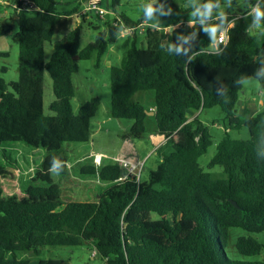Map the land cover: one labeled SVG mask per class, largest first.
<instances>
[{
  "label": "trees",
  "instance_id": "trees-1",
  "mask_svg": "<svg viewBox=\"0 0 264 264\" xmlns=\"http://www.w3.org/2000/svg\"><path fill=\"white\" fill-rule=\"evenodd\" d=\"M19 6L22 0H10ZM36 9L13 8L19 46V78L7 83L0 76V264H31L18 252L40 254L46 247L91 246L104 264H264V108L254 116L239 115L240 93L250 79L264 89V42L257 45L253 27L264 29V14H249L256 0H246L232 17L223 15L188 33L185 25L172 29L165 39L158 30L144 32L146 48L126 37L121 64L110 68L111 115L132 120L130 136L146 135L147 109L135 100L141 91L155 93L157 133L165 142L155 154L159 162L148 179L125 175L117 164L86 165L81 173L97 175L111 184L94 201L66 202L52 176L54 170L67 175L63 148L68 143H88L94 131L93 119L100 106L92 98L75 114L73 75L76 60L96 54L97 65L109 48L106 32L81 49L80 27L69 28L67 17L78 13L86 0H74L71 10H59L57 0H27ZM138 22L119 14L137 27L150 13L176 0H152ZM121 0H112L113 12ZM4 5L0 1V37L14 26L4 25ZM264 13V0L259 12ZM182 16L162 28L182 23ZM229 23V42L220 53L210 52L219 31ZM90 25L99 29V25ZM65 29L64 36L52 42ZM53 52L45 60V44ZM253 51V55L251 54ZM9 53L0 50V58ZM5 73L7 67L0 70ZM53 82L54 101L44 112L45 76ZM220 107L225 114L226 132L216 145L208 169L221 167L223 178H214L200 164V158L214 144L213 135L200 119L206 109ZM199 115L190 120V113ZM246 128L248 139H234L231 130ZM181 137L182 140H178ZM23 142L45 150L41 168L22 194L6 195L2 180L14 179L17 166L2 146ZM232 201L236 202V207ZM249 236L238 237L231 257L228 248L231 229ZM36 264H70L63 258H48Z\"/></svg>",
  "mask_w": 264,
  "mask_h": 264
},
{
  "label": "rangeland",
  "instance_id": "rangeland-1",
  "mask_svg": "<svg viewBox=\"0 0 264 264\" xmlns=\"http://www.w3.org/2000/svg\"><path fill=\"white\" fill-rule=\"evenodd\" d=\"M61 2L58 6L59 10H71L74 8V0H57ZM102 6L109 13L104 20L98 19L96 16L89 15L77 16V13L67 17L68 27H80L81 44L83 49L87 44L93 42L95 37L100 32H106L109 40V48L100 64L97 65L96 54L89 60H76L79 71L73 75L75 85V96L72 99V107L75 114H78L80 107L85 102L92 98L99 97L101 106L92 122L94 131L93 137L88 143H68L64 146V155L67 158L68 173L61 175L57 170L52 173L56 183L61 188V198L66 202H86L94 201L99 194L105 190L111 183L102 181L99 176L81 173V168L86 165H120L125 174L127 169L123 168L122 162L126 161L129 164L140 162L142 166L139 173V178L143 181L148 179L149 173L155 170L159 162L158 156L154 152V147L157 146L161 139V135L156 131V121L153 115H148L146 119V135L143 139H135L130 136V130L134 122L132 120H118L111 115V87H110V68L118 66L124 56L122 47L127 35H123L120 28L113 25L115 13L124 14L134 22H138L147 10L148 6L153 3L152 0H121L120 4L115 7L113 12L112 0H101ZM176 6H163L153 10L148 18L147 24H144L143 29H156L158 26H165L173 21L174 18L182 16V20L192 24H186L188 33L194 31V27H199L198 22H215L219 17L226 15L232 17L235 13L243 9L247 3L246 0H176ZM4 17L2 22L7 26L8 22L14 26L13 32L0 37V50L9 53L6 58H0V70L7 67L5 73L0 71V76L7 82L17 81L19 78V46L13 40V35L17 33L13 16L12 1L4 3ZM82 6V5H81ZM80 9L78 10V12ZM93 25H99V29H94ZM170 27H168L169 29ZM162 34V31H160ZM252 34L257 39V45L264 42V29L253 27ZM65 29L58 31L52 42L61 39L65 34ZM136 39L138 48H146L147 43L145 34L141 33V28L137 33L131 35ZM167 41V40H166ZM53 52L51 43L45 44V60L49 61ZM253 55V51H251ZM263 88L256 79H250L244 83V88L240 93V100H259L262 96ZM53 82L51 76L46 73L44 87V112L47 115H54L50 109V104L54 101ZM137 102L142 103L147 109H151L155 105V93L153 91H141L135 96ZM200 120L209 127L214 144L208 149V152L203 155L199 162L201 166L212 174L214 178H223V170L221 167L208 169L207 165L211 158L215 155L216 145L219 140L225 135L227 121L225 114L220 107L206 109L201 113ZM230 135L234 139H248L249 132L246 128L241 130H231ZM7 154H9L17 162L15 178L3 179L2 185L6 195L22 194L28 187L31 180L35 177L37 171L41 168V163L46 154L42 148L36 149L28 146L23 142L6 143L2 146ZM100 157V161L97 159ZM0 161L5 162L0 150ZM249 236L246 231L233 228L231 229V240L228 253L231 257L245 261L261 260L263 255L257 257L240 256L236 249L235 243L238 237ZM257 238L264 242L262 234L257 235ZM18 258L29 259L32 263L40 259L48 258H63L70 260V264H104L103 261L95 256L91 246L85 245L80 247H46L41 249L40 254L32 252H18Z\"/></svg>",
  "mask_w": 264,
  "mask_h": 264
},
{
  "label": "built area",
  "instance_id": "built-area-1",
  "mask_svg": "<svg viewBox=\"0 0 264 264\" xmlns=\"http://www.w3.org/2000/svg\"><path fill=\"white\" fill-rule=\"evenodd\" d=\"M2 4L4 3H8V0H0ZM23 5L19 6L18 4H14L12 3V7L15 9H25V10H34L36 9L35 6L30 3L27 0H22ZM261 0H256L255 4L251 7V10L249 11V14H253V15H257L259 12V4H260ZM111 12H108V10L102 6V1L101 0H86L85 2L82 3V6L80 8V11L77 13V16L80 15H89V17H93L96 16L98 19L100 20H104L106 15H108ZM113 25L115 27L120 28L121 32L123 35H127L131 36L134 35L135 33H137V30L139 29V27L141 28V33H144L146 31V29H143L142 27H144V24L141 23L140 25H138L137 27H131L128 26L124 20L121 18V16L117 13H115V17L113 19ZM199 24H204L205 21L204 20H200L198 22ZM186 24H192L188 21H182V23H179L173 27L168 28H162V27H158L154 30H158V31H162L164 34L165 39L167 40L170 37V33H171V29H174L176 27H179L181 25H185ZM232 26L231 23H229L227 26L223 27L217 37L214 39V42L212 43L210 52L212 53H220L228 44L229 42V28ZM97 161H100V157H98ZM122 166L123 168L127 169V174L124 175V177L122 179H127L130 176H132L133 178L136 177L137 180H139L140 176L139 173L141 171L142 166H136L134 164H129L128 162L124 161L122 162Z\"/></svg>",
  "mask_w": 264,
  "mask_h": 264
},
{
  "label": "crops",
  "instance_id": "crops-1",
  "mask_svg": "<svg viewBox=\"0 0 264 264\" xmlns=\"http://www.w3.org/2000/svg\"><path fill=\"white\" fill-rule=\"evenodd\" d=\"M148 20H145L143 22V24H147ZM263 93H264V89H263ZM264 108V95L259 99V100H254V101H250V100H240L239 102V106H238V110H239V115L241 117H249V116H254L256 115L258 112H260L262 109ZM151 111H155L154 106L150 109ZM199 113L198 112H192L190 113V120L195 118L196 116H198ZM154 116V115H153ZM201 113L199 115V119H200ZM203 122V121H202ZM204 123V122H203ZM205 124V123H204ZM226 130V128H225ZM178 140H182L181 137H177ZM165 142V139L161 136L160 141L158 142L157 146H155L154 152L155 150L162 145ZM140 162L137 163H133L136 166H139L141 164H139Z\"/></svg>",
  "mask_w": 264,
  "mask_h": 264
},
{
  "label": "water",
  "instance_id": "water-1",
  "mask_svg": "<svg viewBox=\"0 0 264 264\" xmlns=\"http://www.w3.org/2000/svg\"><path fill=\"white\" fill-rule=\"evenodd\" d=\"M172 30V29H171ZM148 115H154L155 114V112L154 111H150V112H146ZM232 203L236 206V207H238V205H237V203L236 202H234V201H232Z\"/></svg>",
  "mask_w": 264,
  "mask_h": 264
},
{
  "label": "clouds",
  "instance_id": "clouds-1",
  "mask_svg": "<svg viewBox=\"0 0 264 264\" xmlns=\"http://www.w3.org/2000/svg\"><path fill=\"white\" fill-rule=\"evenodd\" d=\"M262 14H264V13H258V15H262Z\"/></svg>",
  "mask_w": 264,
  "mask_h": 264
}]
</instances>
